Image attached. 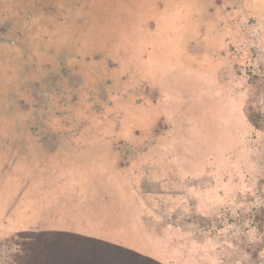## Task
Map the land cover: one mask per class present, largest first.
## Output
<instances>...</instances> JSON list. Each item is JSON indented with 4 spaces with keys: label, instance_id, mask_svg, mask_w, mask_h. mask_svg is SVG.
I'll list each match as a JSON object with an SVG mask.
<instances>
[{
    "label": "rangeland",
    "instance_id": "374dc122",
    "mask_svg": "<svg viewBox=\"0 0 264 264\" xmlns=\"http://www.w3.org/2000/svg\"><path fill=\"white\" fill-rule=\"evenodd\" d=\"M0 264H264V0H0Z\"/></svg>",
    "mask_w": 264,
    "mask_h": 264
},
{
    "label": "flooded vegetation",
    "instance_id": "af4514ba",
    "mask_svg": "<svg viewBox=\"0 0 264 264\" xmlns=\"http://www.w3.org/2000/svg\"><path fill=\"white\" fill-rule=\"evenodd\" d=\"M42 97H45L47 99L48 98V95L47 94H43Z\"/></svg>",
    "mask_w": 264,
    "mask_h": 264
}]
</instances>
